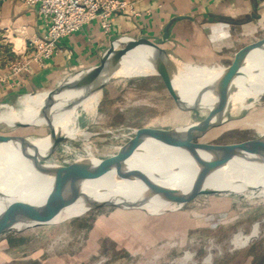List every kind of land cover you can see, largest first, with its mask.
<instances>
[{
  "label": "rangeland",
  "instance_id": "1",
  "mask_svg": "<svg viewBox=\"0 0 264 264\" xmlns=\"http://www.w3.org/2000/svg\"><path fill=\"white\" fill-rule=\"evenodd\" d=\"M263 37L256 34L252 42ZM219 63L227 67L231 60L187 64ZM182 65L177 62L178 72ZM17 98L0 103V113L8 106L18 108ZM207 112L179 109L160 74L117 73L102 89L96 115L91 119L84 113L79 116L82 134L63 140L46 163L67 165L82 156L90 159L86 139L91 143L92 156L104 159L130 143L140 128L188 125L203 119ZM228 116L233 118L198 141L232 144L263 136L264 94L258 103L235 116L228 112ZM49 133L48 125L20 127L0 122V134L44 137ZM217 190L199 193L160 213L119 204L79 216L85 208L75 209L62 212L52 221L35 220L16 226L0 233V264H264V195L257 194V189ZM257 222L261 224L258 236L236 247L235 234H250ZM187 250L189 258H185ZM209 252L212 260L205 262Z\"/></svg>",
  "mask_w": 264,
  "mask_h": 264
},
{
  "label": "bare ground",
  "instance_id": "2",
  "mask_svg": "<svg viewBox=\"0 0 264 264\" xmlns=\"http://www.w3.org/2000/svg\"><path fill=\"white\" fill-rule=\"evenodd\" d=\"M148 56V47L138 48L136 52L123 59L115 74L123 76L158 74ZM225 69L226 66L221 63L215 66L184 63L176 81L181 96L188 102L195 100L197 94L206 92V89ZM235 86L237 89L230 98L229 112L231 116L258 103L264 94V51L257 50L249 57V63L242 69V75L235 80ZM52 91L43 90L20 96L19 107L8 106L0 113V122L11 126L17 122L31 123L32 126L48 125L43 110ZM101 96L102 90L92 91L89 88L61 94L58 97L60 101L55 105V108L59 107L60 109L54 116L55 127L67 137L81 135L83 131L80 132V128L78 129L79 116L84 113L89 119L93 118L97 113ZM249 98L252 100L251 102H248ZM202 100L203 102H212L215 98L205 93ZM29 140L40 150L41 154H45L51 146L49 135L29 137ZM86 142L90 159H84L82 156L77 162H96V158L91 154V143L88 144V139ZM141 150L130 158L128 164L141 169L143 174L134 173L117 182L113 178L115 172H112L109 176L99 180L81 182L82 191L98 200L109 198H114L117 202H121L122 198L137 200L144 203L148 212L160 213V211L175 209L182 205L181 203L168 202L162 196L177 189L188 191L199 168H205L215 170V173L206 182V185L211 188L235 189L239 192H252V189H257V194L264 195V164L246 161L241 156L229 159L219 153L203 151H199L194 157H191V148L189 147L178 149L152 140L144 143ZM174 167L179 170L172 173L171 169ZM76 182L77 179L74 177L42 175L23 156L18 145L12 142L0 144V192L6 195V198H0V212L5 210L7 203L12 200L38 202L45 199L50 191L67 195L72 191ZM188 197V195L185 196L184 200ZM84 208L81 204H74L62 212ZM260 226L259 222L255 223L248 235H244L243 232L235 234L234 245L236 247L247 245L258 236ZM189 257L191 255L188 252L185 254V258ZM211 260L212 253L209 252L205 262H211Z\"/></svg>",
  "mask_w": 264,
  "mask_h": 264
},
{
  "label": "water",
  "instance_id": "3",
  "mask_svg": "<svg viewBox=\"0 0 264 264\" xmlns=\"http://www.w3.org/2000/svg\"><path fill=\"white\" fill-rule=\"evenodd\" d=\"M171 23L164 28L163 35L157 40H152L147 36L131 37L123 35L114 38L101 56L99 64L69 73L53 89L43 110V115L47 119V124L50 128L48 135L51 139V146L45 154H41L40 150L29 140V137H36V135L0 134V144L12 142L18 145L23 156L29 160L33 168L40 174L54 177L62 175L77 179L72 191L67 195L50 191L45 199H41L38 202L27 200H12L8 202L5 210L0 212V233L35 220L52 221L64 209L74 204H81L85 207L84 212L76 216L104 206L122 205L121 203H130L131 206L146 210L144 203L137 200L122 198L121 202H117L114 198L106 200L92 198L82 191L80 184L87 180L102 179L109 176L112 172H115L113 178L117 182L124 180L134 173L143 174L141 169L129 166L128 161L135 153L141 152L142 145L149 140L178 149L189 147L191 148V157H194L199 151H203L219 153L229 159L241 156L246 161L264 164V135L259 138L232 144H215L198 141L214 127L220 126L228 119L233 118L228 116V112L230 98L237 89L235 80L242 75V69L249 63V57L257 50L264 51V37L240 48L235 53L232 62L215 82L206 89V92H199L193 102H188L181 96L176 84L179 74L177 71L179 59L173 51L164 47L169 38ZM140 47L149 48L148 59L157 69L158 74L165 80L179 109L190 112L206 109L208 112L205 117L195 123L167 129L140 128L132 141L123 146L117 154L96 160V162L74 161L67 165L46 163L58 145L68 138L66 135L61 134L54 124V116L60 110L59 107L55 108V105L60 101L58 97L63 93L78 91L82 88H89L92 91L102 90L113 77L123 59L127 55L136 52ZM205 93L210 94L215 100L203 102V94ZM14 126L28 127L32 126V124L17 122ZM178 170L177 167H174L171 169V172H177ZM213 173H215V170L199 168L188 191L184 192L180 189L172 190L162 197L168 202L184 204L199 193L218 191L206 185V182ZM187 195L189 197L184 200V197ZM4 197L6 198V195L0 192V198L4 199Z\"/></svg>",
  "mask_w": 264,
  "mask_h": 264
},
{
  "label": "crops",
  "instance_id": "4",
  "mask_svg": "<svg viewBox=\"0 0 264 264\" xmlns=\"http://www.w3.org/2000/svg\"><path fill=\"white\" fill-rule=\"evenodd\" d=\"M169 23L164 47L180 61L232 62L235 53L256 34L264 36V0H135L131 9L114 15L109 33L98 22H91L61 39L59 53L45 68L15 78L7 76L8 64L25 50L30 39L46 33L49 20L37 5L0 0V103L56 87L69 73L99 64L118 36L157 40Z\"/></svg>",
  "mask_w": 264,
  "mask_h": 264
},
{
  "label": "built area",
  "instance_id": "5",
  "mask_svg": "<svg viewBox=\"0 0 264 264\" xmlns=\"http://www.w3.org/2000/svg\"><path fill=\"white\" fill-rule=\"evenodd\" d=\"M28 6H38L40 14L49 20L46 33L29 40L25 50L7 66L9 78L45 68L60 51L59 41L91 22H98L105 33L113 26L116 13L131 9L135 0H24Z\"/></svg>",
  "mask_w": 264,
  "mask_h": 264
}]
</instances>
